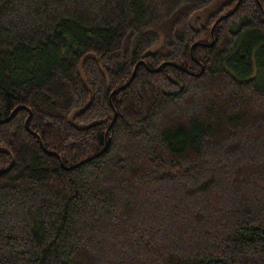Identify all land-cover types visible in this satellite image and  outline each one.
Wrapping results in <instances>:
<instances>
[{"label": "trees", "instance_id": "trees-1", "mask_svg": "<svg viewBox=\"0 0 264 264\" xmlns=\"http://www.w3.org/2000/svg\"><path fill=\"white\" fill-rule=\"evenodd\" d=\"M215 1L0 0V264H264V0Z\"/></svg>", "mask_w": 264, "mask_h": 264}, {"label": "rangeland", "instance_id": "rangeland-1", "mask_svg": "<svg viewBox=\"0 0 264 264\" xmlns=\"http://www.w3.org/2000/svg\"><path fill=\"white\" fill-rule=\"evenodd\" d=\"M219 2H218V0H216L211 6H210V8H208V10L206 11V12H208V13H210L209 12V10H215L216 9V7H217V4H218ZM200 17H202L204 14L203 13H199L198 14ZM202 18H204V17H202ZM204 20V19H203Z\"/></svg>", "mask_w": 264, "mask_h": 264}]
</instances>
